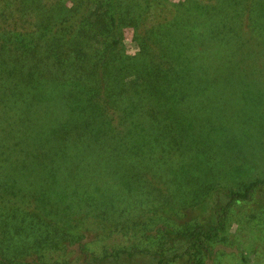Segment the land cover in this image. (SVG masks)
Segmentation results:
<instances>
[{"label": "rangeland", "instance_id": "rangeland-1", "mask_svg": "<svg viewBox=\"0 0 264 264\" xmlns=\"http://www.w3.org/2000/svg\"><path fill=\"white\" fill-rule=\"evenodd\" d=\"M106 1L86 0L91 10L98 8L96 14H103ZM179 1L113 0L121 27L114 56L138 54L142 44H153V29L166 28L167 4ZM214 9L234 18L230 11ZM262 20L251 29L252 22L237 16L228 22L227 41L220 48L203 47L206 42L196 33L197 23L191 26L195 33L187 52L201 61L198 49L203 47L205 55L211 52V63L224 64L213 73L215 84L200 87L196 80L198 86L190 88L183 103H174L179 115L177 121L166 123V151L139 127L148 131L151 124L131 123L125 112L117 115L109 108V127L122 129L121 148L113 150L111 135L93 137L90 126L84 129L71 122L64 126L67 132L61 143H43L42 150L51 147L56 154L46 158L38 153L39 168L25 164L22 157L17 166L4 161L0 165V264H156L159 251L166 254L184 248L176 230L194 220L207 223L211 208L227 200V188L236 189L240 182L264 175ZM225 46L231 52L229 61L219 59ZM237 53L245 59L239 66ZM80 63L93 66L91 61ZM97 71L102 73L100 68ZM93 80L82 85H93ZM42 93L48 101L38 110L42 119L29 129L39 141L48 129L58 130L61 123L78 120L71 119L62 94ZM93 100L100 99L94 96ZM124 119L131 124H123ZM69 139L77 144L69 145L65 142ZM155 150L160 157L146 165L145 158ZM254 195V200L229 207L223 228L209 242L212 253L204 256V264H264V212L249 215L258 205L256 199L263 201L264 190ZM202 201L205 207H196ZM172 264H185L184 257Z\"/></svg>", "mask_w": 264, "mask_h": 264}, {"label": "trees", "instance_id": "trees-1", "mask_svg": "<svg viewBox=\"0 0 264 264\" xmlns=\"http://www.w3.org/2000/svg\"><path fill=\"white\" fill-rule=\"evenodd\" d=\"M106 2L103 14H96L98 8L91 10L86 0H70L68 5L64 0H0V165L4 161L8 165H20L22 157L25 164L39 168L42 163L37 158L38 153L45 154L46 158L56 154L51 147L50 151L42 150L43 143L49 146L61 143L67 132L64 126L71 122L84 125V129L90 126L93 137L111 135L109 139L114 141L117 138L113 141V150L121 148L122 129L109 127L110 122L106 120L109 108L117 115L125 112L131 123L151 124L148 131L142 125L139 127L144 128L147 138L156 140L166 151V123L177 121L175 117L179 115L174 103H183L190 88L198 86L196 80L200 87L215 84L213 73L223 63H211V52L207 50L206 57L201 49L213 45L220 48V44L227 41L228 22H233L237 16L243 22H252L253 25L246 24L252 25L251 29L264 19V0H181L167 4L166 28L159 25L153 29V44H142L138 54L115 53L114 56L119 42L116 34L121 27L115 18L113 0ZM214 8L230 11L234 18ZM196 23L200 41L206 42L198 49L201 61L198 55L187 52L195 33L191 26ZM230 55L225 46L219 59L229 61ZM237 55L239 66L245 59ZM82 60L91 61L93 66H82ZM195 68L199 72H195ZM90 78L95 80L93 85H82ZM43 91L46 94L57 91L66 97L65 107L72 113L71 119L78 120H67L58 130L48 129L49 133L43 138L39 136L42 140L39 141L29 129L42 119L38 110L46 101ZM78 93L85 95L80 97ZM94 96L100 100H93ZM126 122L124 119L123 124ZM65 142L71 146L77 144L70 143V139ZM159 157L160 151H152V156L146 157L144 163L147 165ZM95 164L100 163L95 161ZM259 190H264V175L242 181L236 189L227 188V200L211 208L207 223L194 220L174 232L184 248L166 254L159 251L156 264H172L181 257L185 264H204V256L212 253L209 242L223 228L229 207L254 200ZM256 202L258 205L249 212L250 216L256 210L264 212V199L261 203L256 199ZM205 204L202 201L196 207L203 209ZM34 264L59 263L37 261Z\"/></svg>", "mask_w": 264, "mask_h": 264}]
</instances>
